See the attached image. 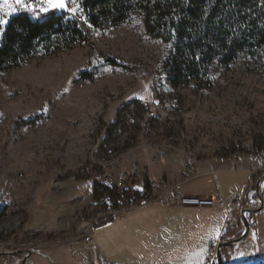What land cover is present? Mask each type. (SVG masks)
Listing matches in <instances>:
<instances>
[{"label":"rangeland","instance_id":"374dc122","mask_svg":"<svg viewBox=\"0 0 264 264\" xmlns=\"http://www.w3.org/2000/svg\"><path fill=\"white\" fill-rule=\"evenodd\" d=\"M169 49L137 10L120 25L93 31L87 41L0 71V250L33 248L53 257L46 250L62 248L76 263L86 248L80 227L91 224L95 235L130 208L162 197L191 175L186 164L196 171L248 164L264 174V46L228 65L186 69L177 82L164 65ZM140 96L160 103L152 132L135 141L137 130L149 122L138 121L123 105ZM178 98H186V114L169 126L155 125L163 117L160 107ZM115 118L127 125L119 126L115 155L107 157L96 145ZM132 141L139 143L127 151ZM238 151L242 157L234 162ZM129 156L141 171L122 184L117 178L123 167L132 170L125 163ZM99 165L112 182H103ZM105 215L114 219L98 223ZM238 226L244 229L241 219ZM106 230L100 242L109 251L108 263L174 264L165 254L136 259L121 252L112 229ZM249 238L241 243L247 255L239 257L233 245L223 246L222 256L233 255L229 262L262 259L264 240L256 248ZM32 256L39 264H53L41 254ZM180 260L176 264H185L186 257ZM209 264H218L216 250Z\"/></svg>","mask_w":264,"mask_h":264},{"label":"trees","instance_id":"16d2710c","mask_svg":"<svg viewBox=\"0 0 264 264\" xmlns=\"http://www.w3.org/2000/svg\"><path fill=\"white\" fill-rule=\"evenodd\" d=\"M82 7L93 25L90 29L62 12L40 18L28 13L14 15L0 38V71L87 41L93 31L120 25L137 10L144 11L148 28L171 45L164 65L175 82L186 69L199 70L211 62L228 65L241 54L264 46V0H83ZM107 61L122 65L114 58ZM256 182L247 201L257 197ZM254 214H247L250 223ZM113 219L105 215L97 222ZM242 231L232 226L224 239ZM224 264H264V260Z\"/></svg>","mask_w":264,"mask_h":264},{"label":"crops","instance_id":"0c3cea01","mask_svg":"<svg viewBox=\"0 0 264 264\" xmlns=\"http://www.w3.org/2000/svg\"><path fill=\"white\" fill-rule=\"evenodd\" d=\"M259 171L258 166L248 164L201 169L175 183L169 190L199 196H210L217 191L225 197L240 194L242 196L241 204L231 210L232 226H238L237 216L242 207L245 204L254 203L256 200L253 198L247 201L251 195V186L256 179L258 181L262 176V174L259 176ZM254 213L247 237H250L254 247L257 248V245L261 244L259 241L264 240V205ZM228 217L229 212L226 208L170 204L167 201V196L163 195L130 208L121 216L116 217L106 228L112 229L111 237L114 242H117L116 246L121 248V252L127 250L130 256H134L136 259L145 258L147 255L150 257V255L165 254L170 262L176 264L181 261L182 257L190 258L191 253L198 251V246H205L208 248V252L204 256V264H209L217 244L224 240L225 222ZM217 227L220 228L219 237L209 240L208 234ZM106 228L98 231L95 235L92 234L93 230L91 231L93 241L85 243L86 248L76 263L68 260L65 250L62 248L61 250H52V253L50 250L46 251L53 256L54 260L62 264H99L100 261L103 264H113L108 263L105 256H110L109 251L100 242V236L102 238L103 233L107 234L108 232ZM241 243L235 244L234 248L239 253L245 252L246 249V245L242 246ZM258 255L262 259L256 261L264 260L261 252ZM232 256L230 255L229 259L226 258V262ZM9 257L12 264H21L22 256L9 255ZM31 260L39 264L34 256L31 257ZM115 262L114 264H124L116 260Z\"/></svg>","mask_w":264,"mask_h":264},{"label":"built area","instance_id":"2783aa9c","mask_svg":"<svg viewBox=\"0 0 264 264\" xmlns=\"http://www.w3.org/2000/svg\"><path fill=\"white\" fill-rule=\"evenodd\" d=\"M186 98H178L176 100L170 101L162 105L161 108V113H162V118H157L155 120V125L165 127L169 126L170 122H174L175 120L183 117L184 114L187 112V102ZM126 109L125 112L128 110L129 113H133L134 115L136 114V117L138 116L137 120H150L148 123V128L143 129L140 128L137 130L139 133L136 135V140L140 137V135H148V133H151L153 130V126L151 123V120L154 119L153 116V110H155L158 106L157 104L153 102H147V101H141L138 99H133L131 101H125V104L123 105ZM127 125L126 120H122L120 118L113 120L112 123H108L105 127V130L103 134L101 135L102 140L99 138V147L97 148L96 145V150L97 153H101L104 155H110L112 156L114 154V149H115V142L118 140V134H119V126L121 124ZM102 126V125H101ZM100 127V126H99ZM153 127V128H152ZM102 131V127H101ZM134 131L132 134H135ZM102 133V132H101ZM139 142H136L134 146H128L127 151L130 150H135L136 145ZM117 154V153H116ZM99 155V154H96ZM115 155V154H114ZM124 155V152H120L119 156ZM161 159L162 160H167V153L165 151H162L160 153ZM132 156H129L127 160L125 161L126 166L128 163V167H132L131 171H128L126 169L127 167H123L122 170H120V174L117 178V180L124 184L126 180L133 179V175L137 174L141 171V164L138 162L136 158H131ZM242 157L241 152H235V154L232 157V160L234 162H237L240 158ZM111 162V161H110ZM189 174H194L196 173V168L194 166H191L190 164H186ZM99 174L103 172V169L99 167L97 168ZM83 174L87 173L86 168L82 170ZM99 174L96 176L99 177ZM102 177L101 179L103 182H112V178L109 177L110 173L108 171H105L104 173L101 174ZM263 175V174H262ZM131 181V180H130ZM261 189L263 190L264 193V181L261 185ZM167 196V201L170 204H179V205H188V206H207V207H219V208H226L229 212V217L227 218L225 222V230H228L230 227H232V222H233V216L231 215V210L234 209L235 207L239 206L242 202V196L240 194L230 196V197H225L221 194V192L217 191L214 194L210 196H199L195 194H182L180 192H174L172 189L169 190L166 194ZM254 203H258V201H255ZM238 220L241 219V215L239 214L237 216ZM242 220V219H241ZM88 227L85 230H81L80 237L82 238V243L85 244L87 242L93 241L92 236L90 235ZM1 263L2 264H12V261L9 257V255H2L1 256Z\"/></svg>","mask_w":264,"mask_h":264},{"label":"snow or ice","instance_id":"6c2138e0","mask_svg":"<svg viewBox=\"0 0 264 264\" xmlns=\"http://www.w3.org/2000/svg\"><path fill=\"white\" fill-rule=\"evenodd\" d=\"M82 3L83 0H0V36L4 34L5 26L9 23L10 19L19 13H28L33 18H40L44 14L54 11L62 12L66 14V17L79 20L90 29L93 25L89 22V17L84 14ZM105 71H109V69H105ZM65 91H67V89H65ZM139 99L144 101L146 98L140 96ZM155 103L159 104L160 101H155ZM45 111H47V109H45ZM24 131L27 132V129ZM219 235L220 228H214L208 234V239L215 240ZM253 236H255V233H253ZM207 252V247L198 246V251L191 253L190 258L186 259L185 264H204V256ZM245 255H247V253H239V257Z\"/></svg>","mask_w":264,"mask_h":264},{"label":"water","instance_id":"95a60500","mask_svg":"<svg viewBox=\"0 0 264 264\" xmlns=\"http://www.w3.org/2000/svg\"><path fill=\"white\" fill-rule=\"evenodd\" d=\"M263 181H264V174L259 178L256 184L257 200L255 201H258V203L245 204L240 211L241 219L244 224V229L242 233L239 234L238 236L221 240L217 244L216 254H217L218 264H224L226 260L225 257L222 256L223 246H233L237 243L243 242L247 238L249 231H250V227H251V223L249 221L247 214L259 211L264 205V195H263V190L261 189V185ZM35 253L43 255L47 259H49L53 264H57L52 257H50L46 252L42 250H36L33 248H19V249L10 250V251L0 250V255L12 254V255L22 256L21 264H28L30 261V258Z\"/></svg>","mask_w":264,"mask_h":264},{"label":"bare ground","instance_id":"6f19581e","mask_svg":"<svg viewBox=\"0 0 264 264\" xmlns=\"http://www.w3.org/2000/svg\"><path fill=\"white\" fill-rule=\"evenodd\" d=\"M96 125H97V124H96ZM95 128H96V127H95ZM95 128H94V129H95ZM96 131H97V129H96ZM118 136H119V135H118ZM134 136H135V135H134ZM134 136H133V137H134ZM134 140L136 141V139H134ZM135 141H134V142H135ZM134 142L132 141L131 144H134ZM128 146H129V145H128ZM132 146H134V145H132ZM126 150H127V149H126ZM89 224H90V223H89ZM79 225H80V224H79ZM90 225H91V224H90ZM90 225H89V226H90ZM89 226L85 223L84 228H81L80 226H79V227H80L81 230H85V229H87ZM28 264H31V263L29 262Z\"/></svg>","mask_w":264,"mask_h":264}]
</instances>
